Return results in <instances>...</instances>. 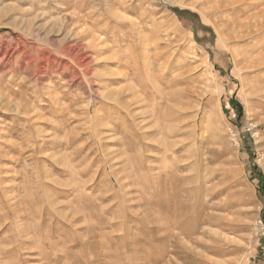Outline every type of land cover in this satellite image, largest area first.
I'll use <instances>...</instances> for the list:
<instances>
[{
  "label": "rangeland",
  "instance_id": "obj_1",
  "mask_svg": "<svg viewBox=\"0 0 264 264\" xmlns=\"http://www.w3.org/2000/svg\"><path fill=\"white\" fill-rule=\"evenodd\" d=\"M223 1L0 0V264H264V0Z\"/></svg>",
  "mask_w": 264,
  "mask_h": 264
},
{
  "label": "bare ground",
  "instance_id": "obj_2",
  "mask_svg": "<svg viewBox=\"0 0 264 264\" xmlns=\"http://www.w3.org/2000/svg\"><path fill=\"white\" fill-rule=\"evenodd\" d=\"M247 0H237V1H234L233 2V6L232 7H235V6H237L238 7V14H241V13H243V12H245V8L244 9H239V6L240 5H242V6H246V5H251V4H247ZM218 6L219 7H229V5H226V2L225 1H223V0H218ZM224 5V6H223ZM247 6V7H248ZM230 8V7H229ZM249 9V8H248ZM247 11V10H246ZM251 15V14H250ZM264 15V9L263 10H259V11H257V13H256V15H255V17L257 16V17H259V16H263ZM252 16H254V13H253V15ZM252 16L251 17H249V16H247L246 18H245V22H243V25H248V29H247V35L249 36V35H251V34H253V33H258V32H260V30L261 29H263L264 28V23L263 22H259V21H255L256 23H251V20H252ZM252 24V25H251ZM262 31V30H261ZM257 57V56H256ZM262 61V60H261ZM251 62V61H250ZM258 62V61H257ZM147 63V62H146ZM257 64V63H256ZM261 64H264V61H262L261 62ZM130 65V64H129ZM127 66V65H126ZM132 66V65H131ZM256 66V65H255ZM125 67V66H124ZM127 67H130V66H127ZM138 68V67H137ZM147 67H145V69H146ZM132 69H134V68H132ZM164 69V68H163ZM166 69V68H165ZM125 71H127V70H125ZM124 73V72H123ZM135 73V72H134ZM125 74V73H124ZM131 74H133V71H132V73ZM126 75V74H125ZM124 75V76H125ZM129 75V74H128ZM149 79V78H148ZM156 79H158V77L156 78ZM152 80H155V79H152ZM178 82V81H177ZM139 83V82H138ZM168 84V83H167ZM140 85V84H139ZM142 86V85H141ZM140 86V88H142ZM146 86V85H145ZM168 86V85H167ZM166 86V88H168ZM173 86V85H172ZM136 87H138V86H136ZM169 87H170V83H169ZM127 88H129V87H127ZM144 88V87H143ZM142 88V89H143ZM145 88H147V87H145ZM222 89V88H221ZM126 90V89H125ZM145 90V89H144ZM128 91V90H127ZM126 91V92H127ZM129 91H130V89H129ZM131 92V91H130ZM113 93V92H112ZM129 93V92H128ZM170 93H172V92H170ZM170 93H168V94H170ZM144 94V93H143ZM146 95V94H145ZM149 95V94H148ZM153 95V94H152ZM137 96V95H136ZM151 96V95H150ZM108 97H110V96H108ZM148 97V96H147ZM173 97H174V95H173ZM112 98H117V97H112ZM119 98V97H118ZM117 98V99H118ZM136 98H139L138 96L136 97ZM172 98V97H171ZM171 98H169L168 97V99H171ZM117 99H115V100H117ZM153 99H155V97L153 98ZM115 100H113V101H115ZM135 100V99H134ZM173 100V99H172ZM120 101V100H119ZM116 102V101H115ZM127 102H128V100H127ZM117 103V102H116ZM126 103V102H125ZM117 104H119V102L117 103ZM121 104H123L122 102H121ZM127 104V103H126ZM127 106V105H126ZM122 107H125L124 105L122 106ZM128 107H129V105H128ZM185 110V109H184ZM129 111V110H128ZM132 114V113H131ZM174 215V214H173ZM71 219V218H70Z\"/></svg>",
  "mask_w": 264,
  "mask_h": 264
},
{
  "label": "trees",
  "instance_id": "obj_3",
  "mask_svg": "<svg viewBox=\"0 0 264 264\" xmlns=\"http://www.w3.org/2000/svg\"><path fill=\"white\" fill-rule=\"evenodd\" d=\"M172 12L174 13V14H176V15H180L181 14V11H179V10H177V9H172ZM191 15V17H196V15L195 14H190ZM209 32V31H208ZM231 100H233V98L231 99ZM237 109H238V107H237ZM261 182H258V186H257V188H258V190L260 191V189L261 188H263V186L260 184ZM263 219H264V206H263Z\"/></svg>",
  "mask_w": 264,
  "mask_h": 264
}]
</instances>
